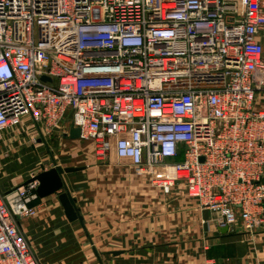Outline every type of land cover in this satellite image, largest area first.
<instances>
[{
  "label": "built area",
  "instance_id": "built-area-1",
  "mask_svg": "<svg viewBox=\"0 0 264 264\" xmlns=\"http://www.w3.org/2000/svg\"><path fill=\"white\" fill-rule=\"evenodd\" d=\"M22 117L264 231V0H0V138ZM37 185L0 190V264H42Z\"/></svg>",
  "mask_w": 264,
  "mask_h": 264
},
{
  "label": "crops",
  "instance_id": "crops-1",
  "mask_svg": "<svg viewBox=\"0 0 264 264\" xmlns=\"http://www.w3.org/2000/svg\"><path fill=\"white\" fill-rule=\"evenodd\" d=\"M35 126L37 135L29 142L22 135L31 130L25 131L22 124L2 133L0 190L51 168L53 160L61 167L81 168L63 173L65 187L38 196L36 214L19 219L42 264H264V231L249 233L238 223L221 232L215 215L187 194L176 196L174 189L164 193L146 176L136 175L128 159L113 151L99 157L93 140L70 138L67 120L47 134L52 144L45 136L44 141L37 139L44 133ZM30 142L46 153H21L20 147ZM11 154L16 156L11 159ZM65 189L75 200L83 226L64 214L58 194ZM183 200L186 203H180ZM71 246H80L79 254Z\"/></svg>",
  "mask_w": 264,
  "mask_h": 264
},
{
  "label": "water",
  "instance_id": "water-1",
  "mask_svg": "<svg viewBox=\"0 0 264 264\" xmlns=\"http://www.w3.org/2000/svg\"><path fill=\"white\" fill-rule=\"evenodd\" d=\"M42 80L50 81V78L42 75ZM70 138H79L80 137V127L70 126L69 132L67 134ZM39 139L44 141L42 134H40ZM81 169L80 167H61L53 160V166L47 170H43L36 175L32 176L28 180H26L23 184L36 180L38 182L36 192L39 197H44L50 195L54 192L59 191L64 188V182L62 180L63 173L73 172ZM58 200L63 207L64 214L69 221L78 220L80 224L83 226V218L79 213L77 206L75 205L74 198L70 195V193L65 189L58 194ZM227 226H223L221 228V232L227 231ZM113 255H118L120 251H110Z\"/></svg>",
  "mask_w": 264,
  "mask_h": 264
},
{
  "label": "rangeland",
  "instance_id": "rangeland-1",
  "mask_svg": "<svg viewBox=\"0 0 264 264\" xmlns=\"http://www.w3.org/2000/svg\"><path fill=\"white\" fill-rule=\"evenodd\" d=\"M22 120H23V123H22V127H23V129L25 130V131H28V129L29 130H31L30 131V133L28 132V133H23V137H25V139L26 140H28V142H29V140H32V139H34V138H32V137H35L34 135H37L33 130L36 128V126H35V124L31 121V120H29L28 122H25L24 123V121L26 120V118L25 117H22ZM27 129V130H26ZM33 134V135H32ZM3 136V138H4V134L2 135ZM1 136V137H2ZM43 136V138H44V136L45 137H47L48 135L47 134H43L42 135ZM39 138H41L40 137V135L37 137V139H39ZM36 139V140H37ZM40 141H42L41 139H39ZM47 142H48V144H52L53 143V139H51L50 137H49V139H48V137H47ZM13 143H17V141L15 142V141H13ZM43 144V143H42ZM40 145V144H39ZM36 146L37 145H35V144H31V142H30V144H26V145H23V146H21L20 147V150H21V153H24V152H27V151H32L33 152V156H38L39 155V152H42L43 151V153H46V150L43 148V146H40V147H38V148H36ZM34 149H33V148ZM62 149V148H61ZM64 150H65V148H64ZM18 151V150H17ZM35 151V152H34ZM95 151V150H94ZM58 153L60 152V150L59 151H57ZM52 153H55L54 151H52ZM12 155V157H11V159L14 157V155L15 154H11ZM111 154H109L108 156H110ZM16 156V155H15ZM7 157H9V155H7L6 157H5V159L7 158ZM18 163V161H16V164ZM134 169V168H133ZM134 172H135V170H134ZM173 189L175 190V192H174V194L177 196V195H180L179 193L180 192H182V193H184L185 195H186V192H185V190H184V188L182 187V185L179 183L178 185H176V186H174L173 187ZM172 189V190H173ZM163 192V191H162ZM164 193H169V192H164ZM180 198H182V197H180ZM177 199L178 198H176V202H177ZM180 203H186V202H184V200L183 201H181ZM35 247V246H34ZM79 248H80V246H71V251L72 252H75V253H78L79 254ZM36 249V248H35ZM37 251V250H36ZM80 252H82V250L80 249ZM37 254H38V256H39V253H38V251H37ZM39 259H40V257H39ZM41 261V260H40ZM42 263V262H41Z\"/></svg>",
  "mask_w": 264,
  "mask_h": 264
}]
</instances>
